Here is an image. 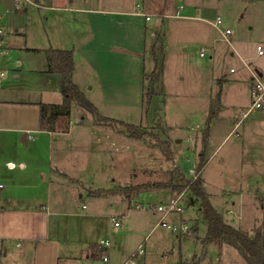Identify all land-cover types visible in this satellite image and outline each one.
I'll list each match as a JSON object with an SVG mask.
<instances>
[{
    "label": "rangeland",
    "instance_id": "rangeland-1",
    "mask_svg": "<svg viewBox=\"0 0 264 264\" xmlns=\"http://www.w3.org/2000/svg\"><path fill=\"white\" fill-rule=\"evenodd\" d=\"M17 1L18 4L9 2L5 25L10 29L3 28L5 34L13 27L20 28L26 37L17 39L16 44L49 45L45 37L56 27L55 15L67 12L58 10L61 6H54L52 0H40L41 6L35 0L28 1L31 4ZM95 1L110 10H131L151 2ZM152 1L159 3L158 7L146 8L144 12L152 14L148 26L158 27L156 34H161L162 43L156 36L153 40L148 35L149 70L154 69L153 46L162 44L164 49L158 51L163 53L159 57L162 75L155 95L146 98L143 108H104L101 102L99 107L102 116L134 125L137 130L116 122L94 124L92 116L76 104L71 108L70 125L63 119L58 127L59 130L69 127L74 138L83 139L82 144H74L73 148L88 153L84 158L89 159L91 168L90 174L82 178L83 186L77 185L69 193L68 211L73 216L59 220L62 235L72 239L67 240L75 248L76 264H83L89 243L102 240L110 243L109 264H227V261L246 264L227 244L223 247L228 254L227 250L222 252L211 245L207 247L209 251L203 248L208 226L199 202L188 190L182 193L167 190L162 198L146 192L131 201L124 196H95L100 188L165 182L174 169L194 181L209 112L221 92V111L210 123L208 162L201 177L207 183L210 200L226 223L250 235L264 223V110L251 114L232 132L241 113L250 105L251 71L264 74V54L259 55L257 50L261 46L264 52V0H196L208 9L202 15L197 11L193 18L183 14L182 18L174 17L180 0ZM23 6L27 11L18 14ZM217 18L222 24L215 26ZM226 30L230 33L226 34ZM52 44L57 46L55 41ZM68 44L60 46L67 50ZM202 49L204 56L200 55ZM0 57V65L10 77L28 63L17 65L18 55L0 52ZM80 76L78 68L76 81L82 80ZM94 172L99 174L94 176ZM180 195L183 212L167 216L164 223L170 228H166L161 225L162 216L154 212L153 204ZM115 201L116 206H110ZM137 204L144 209H137ZM89 214L92 218L85 217ZM116 220L121 224L118 229L114 225ZM53 223L57 224L55 220ZM182 224L190 227L185 234L180 231ZM139 247L143 253L133 257ZM94 248L97 255L90 264L99 263L97 244ZM204 252L200 263L199 257Z\"/></svg>",
    "mask_w": 264,
    "mask_h": 264
},
{
    "label": "crops",
    "instance_id": "crops-1",
    "mask_svg": "<svg viewBox=\"0 0 264 264\" xmlns=\"http://www.w3.org/2000/svg\"><path fill=\"white\" fill-rule=\"evenodd\" d=\"M10 1L18 4L17 0H0V30L4 34L3 28L10 29L5 25ZM149 1L131 10H110L102 8L95 0H52L54 6H61L58 10L67 14L55 15L56 27L45 37L49 45L23 47L16 44L17 39L26 37V33L16 27L0 36V52L20 56L19 66L28 61L27 66L15 71L12 77L7 76L0 65V185H3L0 187V264H76L75 248L67 240L72 239L62 235L58 222L73 216L68 211L69 193L75 191L77 185L83 186L82 178L90 174L91 168L89 159L84 158L88 153L73 148L74 144H82L83 139L74 138L69 127L59 130L62 121L55 132L41 128L40 105L63 102L61 76L53 70L47 51L65 50L60 45L70 42L67 50L73 53L72 81L98 112L100 102L104 108H143L144 76L152 72L148 69V35L154 40L158 28L148 26L152 19H145L152 14L144 10L159 5L155 0ZM180 1L179 6L184 5L182 14L187 18L195 17L197 11L202 15L208 9L196 0ZM35 2L41 6L40 0ZM26 11L27 7L23 6L18 14ZM78 68L81 81H76ZM253 72L264 79L261 71H251V75ZM51 98L57 100H48ZM10 163L16 167L10 169ZM203 181L207 191V183ZM147 193L162 198L168 191ZM79 197L82 199L83 195L79 193ZM110 206H116V201ZM85 217L92 218L90 214ZM195 228L194 237L197 236V226ZM96 244H88L83 264L95 261ZM210 245L229 253L224 245L202 243L207 251ZM205 255L204 252L199 257L200 263Z\"/></svg>",
    "mask_w": 264,
    "mask_h": 264
},
{
    "label": "trees",
    "instance_id": "trees-1",
    "mask_svg": "<svg viewBox=\"0 0 264 264\" xmlns=\"http://www.w3.org/2000/svg\"><path fill=\"white\" fill-rule=\"evenodd\" d=\"M155 36L157 40L161 42V34H156ZM157 45L158 44L153 46L152 49L154 69L150 74L144 76V102L146 98L148 99L155 95V87L162 75V68L159 66V57L163 54L162 52H164V49L162 44L160 47H157ZM160 50H162V52H160L161 54H158V51ZM47 56L53 66V70L61 76V94L63 96V102L59 105L44 103L40 105V123L43 130L55 132L59 122L63 119H66L69 123L71 108L74 103L92 116L94 124L99 125L104 124V122H116L127 129L137 130V127L134 125L114 121L102 116L93 103L86 98L85 94L72 81L74 60L71 51L50 49L47 51ZM149 82L151 85L150 88L148 86ZM221 100L220 92L219 96L212 104L206 123L207 127L203 132L202 149L199 153V161L195 169L197 175L194 181L187 179L180 171L174 169L169 173V179L165 182H146L143 184L115 186L112 189H98L95 191V196H124L131 201L140 194L146 192L169 190L176 193H182L184 190H188L199 202L200 211L202 212L204 221L208 226V232L204 242L216 245L227 244L228 246L233 247L246 264H264V223L255 229L253 235L236 229L226 223L222 215L212 205L206 192L204 181L201 177V173L207 162L206 155L210 137V123L221 111Z\"/></svg>",
    "mask_w": 264,
    "mask_h": 264
},
{
    "label": "built area",
    "instance_id": "built-area-1",
    "mask_svg": "<svg viewBox=\"0 0 264 264\" xmlns=\"http://www.w3.org/2000/svg\"><path fill=\"white\" fill-rule=\"evenodd\" d=\"M138 7H140L138 5ZM140 11V10H139ZM184 11V5H180L178 7V10L175 14V18H182ZM146 21L151 20L150 15H146L145 16ZM222 21L220 18H217L215 21V26L221 25ZM229 30H226V34H229ZM5 35L4 32L2 30H0V36ZM258 50V54L259 55H263V49L261 46L257 47ZM201 56L205 55V49L201 50L200 53ZM234 70H232L233 72ZM264 110V79H262L261 77H259V75L256 72H253L252 74V86H251V90H250V105L249 107L244 110L241 113V119L239 122H237L232 130V132H236L238 127L241 125V123L247 118L249 117L251 114L257 112V111H261ZM16 167L15 164L10 163L9 164V168L10 169H14ZM194 174V171H193ZM196 178V175L194 177V179ZM0 187H2V185H0ZM180 200H181V195L180 196H176V197H172L166 200H161L159 203L157 204H153V209L154 212L161 214V225L165 226L166 228H170V225H167L166 223H164V220L167 216L171 215V214H182L183 209L180 205ZM132 205V203H131ZM137 209H144V207L140 204H137L135 206ZM115 228L118 229L121 224L120 222H118V220L115 221L114 223ZM189 225L187 224H182L180 226V231L181 233L185 234L187 232V230L189 229ZM110 247V243L108 241H100L99 243H97V250L100 253V257L98 258L97 261H99L98 264H109L110 262V258H109V254H108V250ZM104 251H107L106 253H104ZM102 252V255H101ZM143 253V249L141 247H139L138 251L135 253V255L133 257H135L136 255H141ZM97 255V254H96Z\"/></svg>",
    "mask_w": 264,
    "mask_h": 264
}]
</instances>
